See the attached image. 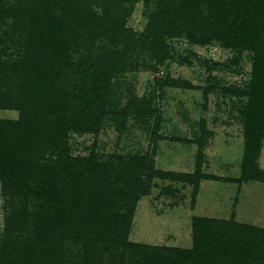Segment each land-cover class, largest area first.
<instances>
[{
    "label": "rangeland",
    "instance_id": "rangeland-1",
    "mask_svg": "<svg viewBox=\"0 0 264 264\" xmlns=\"http://www.w3.org/2000/svg\"><path fill=\"white\" fill-rule=\"evenodd\" d=\"M3 8L0 264H264L262 31L250 48L212 41L167 26L163 0H0ZM84 58L93 69L79 72ZM36 71L56 78L59 109L16 127L13 108L42 109ZM83 81L85 93L104 96L95 132H76L89 120ZM68 165L78 180L133 186L124 188L137 197L133 211L120 210L130 225L114 246L58 226L73 220L59 205L75 206ZM74 209L75 220L96 216L86 203Z\"/></svg>",
    "mask_w": 264,
    "mask_h": 264
},
{
    "label": "trees",
    "instance_id": "trees-1",
    "mask_svg": "<svg viewBox=\"0 0 264 264\" xmlns=\"http://www.w3.org/2000/svg\"><path fill=\"white\" fill-rule=\"evenodd\" d=\"M163 3L166 10L163 12L164 14L162 13V17L167 26L173 25L174 23H178L179 25L183 24L185 29L190 30V32L196 33L199 31L200 34L205 35L204 37L210 38L212 41H220L233 46L238 45L239 48H250L251 43L254 41V34H256L258 30L263 32L262 39L264 41V0H163ZM170 5L173 6L175 10L171 14L172 17L168 18L169 14L167 10H170ZM22 13L24 14L27 12L22 11ZM9 14L10 13L4 8L0 12V16ZM156 21L157 17L149 23L146 29L149 35H153L156 30L153 29L157 28ZM44 23L45 25L49 23L50 26H53L50 21H44ZM30 24L39 28V24L36 22ZM37 44L39 46H36L34 51H39L37 47H43L41 42ZM49 45L50 47H54V44H51V42ZM66 50L67 48H65V51ZM254 51L257 53L256 50ZM66 59L69 58L67 57ZM89 63V60L84 58L82 63L78 66V71L85 70V72H87L89 68L93 69V66H88ZM32 76V81L37 85V90H35V92L43 96L42 101H40L41 106H39L42 109H36L30 105L13 108V110H18L21 118H23L15 122L16 127L25 125L29 121V117L33 116L35 110L40 112H44L45 110L46 113L55 115V113H57L56 111L59 109V103L57 104V101H59L61 96H57L58 94L54 93L52 90L56 78L53 77V81L48 80L47 77H42L39 71H36ZM80 76V74H77V77ZM88 84L89 83L86 81L81 83L80 106L83 107L81 108L82 112L89 117V120L83 124L84 126L81 130L77 129L76 132H95V128L101 124L105 114L103 108L104 96H97L99 91H96L95 95L91 96L85 93L86 91L84 89L88 87ZM22 88L25 89V86L22 85ZM43 105H45V107ZM56 122L58 123V121ZM0 124L1 127L3 123ZM43 124L47 125L45 123ZM59 124L61 123L59 122ZM64 130V132L67 131V129ZM3 161L5 163V168L8 169L12 163L11 152L3 157ZM63 171L70 175L69 180L72 182V186L74 187L76 185L74 188L76 192L73 194L75 206L67 209L64 203L59 204L61 208H63L62 213L64 214V210H68L66 211V215H72L73 220L70 218H66L65 220L63 217H60L57 222L58 226L60 228H65V225H68V229L71 232L77 233V231H79L82 238L85 237V240L93 245L114 246L115 243L121 239V236L125 234L123 231H127L130 225V218L126 213L120 212V210L126 209L130 214L133 211L137 197L133 196V194L127 195L124 189L127 188V191L130 192L133 190L130 187L133 186L129 183L130 186L127 183L120 184L109 178L106 179V183H99V179H97L99 176L97 178L92 177V180L89 179L87 181L78 180L80 178L78 174L75 173V168L69 165L64 167ZM126 185L127 187H125ZM46 192V190L42 191L41 196L45 197L47 195ZM80 203L88 204L96 213V216H94L89 223H87V218L81 219V216L80 219L75 220L79 210L74 208ZM104 216L106 217L105 220L103 219ZM193 231L194 251L192 252L195 253L201 240V233L196 228L193 229ZM205 233H207L206 230L202 232V234ZM125 236L126 234L124 237ZM182 254L185 256L190 255L189 252H183Z\"/></svg>",
    "mask_w": 264,
    "mask_h": 264
}]
</instances>
